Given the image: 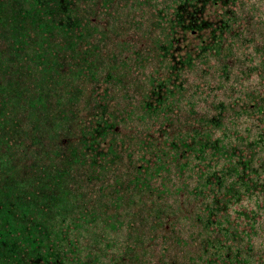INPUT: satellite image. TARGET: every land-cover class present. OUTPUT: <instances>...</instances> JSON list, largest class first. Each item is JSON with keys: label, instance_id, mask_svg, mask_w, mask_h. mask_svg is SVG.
I'll use <instances>...</instances> for the list:
<instances>
[{"label": "trees", "instance_id": "16d2710c", "mask_svg": "<svg viewBox=\"0 0 264 264\" xmlns=\"http://www.w3.org/2000/svg\"><path fill=\"white\" fill-rule=\"evenodd\" d=\"M14 4L0 72L61 129L0 83V264H264V0Z\"/></svg>", "mask_w": 264, "mask_h": 264}, {"label": "rangeland", "instance_id": "374dc122", "mask_svg": "<svg viewBox=\"0 0 264 264\" xmlns=\"http://www.w3.org/2000/svg\"><path fill=\"white\" fill-rule=\"evenodd\" d=\"M13 1L15 4V6L17 5L18 7H22L20 8L18 11L20 13V15L22 16V13H26V10H30L33 6V4L38 1V0H11ZM22 10V11H20ZM15 16H18L17 14ZM19 31V30H18ZM37 35H34V37H36ZM4 43L2 42V44H0V51H2V53L0 54V56H6V47H3ZM17 57H20L22 59V62L20 65L16 64L13 67H7L5 68V71L7 69L10 68V70L13 73H10L11 75L8 74V76L6 75V73L0 72V83L3 86L4 91H6V93L11 92L10 96H9V100H11L13 103L16 104V112H18L20 115H22L21 118V123L23 125V127L26 129L27 133L26 136L31 138V141L33 143V145L38 146L40 143L42 144L44 141L43 139L45 138V135L48 136V139L50 140V142L53 140L50 136L54 131H60L59 127H57L56 125H53L51 128H47L43 134V139L42 140H38L35 139V136L37 133H40V131H38L39 129H41L44 125V122L46 121L45 118H42L41 120L43 121L42 123H39L37 125H29L30 120L32 119V117H37L40 121V116L38 115H34V107L30 106L28 104L25 103L26 98L34 95L36 93V87H33L32 84L30 83L32 79L35 78L36 74L32 73V72H22L21 67H23L24 65L30 64V62L28 61V54H24V53H18ZM4 65H8V64H4ZM6 79H10L11 81L6 82ZM10 90V91H9ZM23 100V104L21 106V108L19 107V103L20 101ZM53 106V104H52ZM8 119V118H6ZM8 123L10 124V127L8 129V131H4V130H0V133L3 136H7L9 133H12L13 131H15V125L12 124L9 119H8ZM55 129V130H53ZM13 134H11L10 136L12 137ZM4 143L6 144H10L8 140L4 141ZM19 146V145H17ZM18 150V155L15 154L13 151H11V153L13 154V158L15 159V163L19 162L18 164H21L18 156L21 158L20 155V149L19 147L17 148ZM20 150V151H19ZM34 165H48L47 161H39L38 159H35L34 162H32ZM49 172V171H48ZM34 173L35 174H44L45 172L40 171V169H34Z\"/></svg>", "mask_w": 264, "mask_h": 264}]
</instances>
